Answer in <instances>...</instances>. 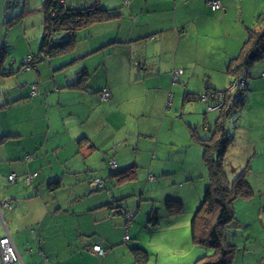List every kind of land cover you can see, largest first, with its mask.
I'll list each match as a JSON object with an SVG mask.
<instances>
[{"label":"crops","instance_id":"0c3cea01","mask_svg":"<svg viewBox=\"0 0 264 264\" xmlns=\"http://www.w3.org/2000/svg\"><path fill=\"white\" fill-rule=\"evenodd\" d=\"M219 1L221 9L212 12L207 0H61L62 6L76 9L98 3L120 16L81 29L71 51L25 73L21 66L38 51L44 35L43 4H33L29 11L37 15L38 29L32 31L24 24L7 29L6 23L14 25L22 16L11 19L0 12V71H5L0 73V237L10 235L20 259L16 264H138L132 248L151 253L140 238L132 239L134 221L149 219L155 210L157 224L148 220L153 226L161 220L171 227L180 216L187 222L183 195L161 201L158 218L160 202L147 190L159 186L171 192L182 185L177 176L187 184L208 173L204 145L221 124L219 112L208 113L204 102L185 101L184 95L226 90L230 62L239 57L249 34L263 32L264 0ZM16 30L27 51L10 58L19 41L11 38ZM248 57L253 60L255 53ZM254 65L246 80V101L254 91L264 92V73ZM84 75L87 81L75 87ZM33 84L38 95L30 98ZM104 89L110 99L102 103L98 95ZM244 109L241 119L230 115L223 123L233 139L221 158L227 176L233 179L234 172L248 168L245 178L254 192L249 200L235 201L234 222L225 230L236 246L232 264H245L254 250L264 260V201L255 200L264 197V186L253 187L248 179L251 157L230 159L238 144L233 129L240 130ZM111 159L118 173L132 169L131 181L117 183L110 177ZM198 167L195 177L191 168ZM35 173L32 181L26 180ZM11 174L16 176L13 184L7 179ZM150 177L154 182L149 183ZM97 179L105 189L95 186ZM168 201L181 202L186 216H168ZM141 202L147 208L137 216ZM114 207L133 214L128 227ZM94 245L106 251L103 258L93 253Z\"/></svg>","mask_w":264,"mask_h":264},{"label":"trees","instance_id":"16d2710c","mask_svg":"<svg viewBox=\"0 0 264 264\" xmlns=\"http://www.w3.org/2000/svg\"><path fill=\"white\" fill-rule=\"evenodd\" d=\"M60 1L61 0H42V8L44 12V35L37 53L31 57L30 62H26L21 66L22 71H31L35 68V65L39 64L40 62L61 56L62 54L71 51L76 42V34L81 29L89 27L93 24L106 23L117 19L120 16L117 10L103 9L98 5V3L90 7L76 9L62 6L60 5ZM212 1H218L220 3V8L216 10L213 9L211 5H209V3ZM128 2L125 1L126 4H128ZM207 6L212 12H216L221 9V2L219 0H207ZM262 26L263 32L249 34L247 41L243 45L241 54L239 57L232 60L228 66V74H230L232 77L230 85L233 83L234 79L244 77L243 79L245 80V88L237 98L233 96L229 100L226 99L224 106L220 111H214L219 112V120L221 121V124L216 126L213 136H211L208 142L206 141L207 144L204 145L205 155L203 159L208 171V186L201 204L193 215L189 227V233L191 241L194 245L203 247L205 249H211L212 254L209 256H202L196 261V264H232V260L236 253V246L230 239H228L225 230L234 222L233 204L237 200H249L254 196V192L245 178V172L248 168H246L243 172H239L238 174L232 171V173L234 172L235 176L233 179H229L222 159L225 157L224 155L227 148L233 142V139L225 134L224 119H228L227 116L229 117L230 115L235 116V120L238 118L241 119V113H243L245 110L244 94L246 91H248L246 80L250 75L249 69L257 60L264 56V22H262ZM61 34L66 37V42L63 44H55L53 37L55 35ZM251 53H255V58L253 60H250L248 57ZM27 67H29V70L26 69ZM85 81H87V76L84 75L81 77L79 84H77L75 87H81L82 83ZM177 81L178 80L176 78L174 83ZM34 88H36V90H34ZM55 89L57 90V87ZM103 91H107L109 93V97L107 99H103L101 97ZM227 91L228 88L222 91L208 89L206 90L205 94L200 96L186 92L184 95V100L189 102L194 100L203 102L201 97L206 96L207 101L204 103L206 104L207 111L208 106H212L216 102V93L220 92L226 94ZM37 95L38 87L36 84H33L31 85L29 96L30 98H33ZM171 97L172 96L170 95V101ZM98 99L102 103L108 101L110 99L109 90H102L98 95ZM242 117L245 118V115H242ZM112 162L115 161L111 159L108 162L109 169L112 171L110 177L112 179H116L117 183L131 181L130 175H128V173L132 172V169H128L127 172L124 171L118 173L116 169L114 170L111 168ZM33 175L36 176L37 174L35 173ZM33 175L27 174L26 180L32 181V179L35 177ZM10 176L14 177L12 182L9 181ZM7 179L9 183L13 184L15 182L16 176L11 174ZM97 180L103 183V188H97L99 190L105 189L104 182L100 179ZM148 181L149 183H152L154 182V178L150 177ZM115 203L116 202L113 201L110 205L114 206ZM113 210L115 214L117 213L118 215L124 216L127 222V227L132 223L134 219L133 214L122 212L116 207H114ZM165 212L168 216H179L184 213V208L182 203L179 201H168L165 204ZM149 219L157 224L155 210L150 214ZM125 236L123 237V240L126 243L129 241V236L127 235L128 240H125ZM94 246H99L103 250L105 256L106 251L100 245ZM131 252L133 253L134 260L138 264L148 263L150 256L147 252L136 247L132 248ZM93 253L98 258L104 257L98 256L95 252Z\"/></svg>","mask_w":264,"mask_h":264},{"label":"rangeland","instance_id":"374dc122","mask_svg":"<svg viewBox=\"0 0 264 264\" xmlns=\"http://www.w3.org/2000/svg\"><path fill=\"white\" fill-rule=\"evenodd\" d=\"M111 1L112 0H106L107 3H110ZM41 3V0H0V12L3 10L5 16H8V18L11 17V19L13 17L22 16L21 21L14 25H7L6 23L7 29L10 26L21 27L23 24L31 31L33 29L32 27H35L34 29H38L37 15L31 14L29 11L33 4L41 6ZM27 8L28 10L26 11ZM40 12L43 13V10H40ZM33 32L35 33V31ZM16 33L17 30L16 32H13L11 38L12 40L19 41L17 42V45L15 47H13L12 45L13 48H11V52L9 53L10 58L13 55L18 56L21 53L25 54L27 51L24 36L18 38L16 36ZM53 41L55 44L60 42V44H63L66 42V37L63 34L55 35L53 37ZM34 52L35 53L33 55L36 54L37 48L36 50H34ZM26 62L27 60L25 61V63ZM254 64V69L260 67L262 73H264V58L262 60H257ZM87 67L89 68V66ZM7 70L9 71L8 68ZM20 71L21 73L26 72L22 70ZM3 72L5 71H0V73ZM175 93L177 94L176 98H179V93L176 91ZM244 99L247 115H245V118L243 117L242 121L238 123L240 130L234 131L233 129V132H236L235 142H237L238 144L234 149L231 150L233 154L230 159L245 160L246 158L251 157L248 158L249 161L253 160L252 164L249 165L251 168V172L249 173L248 179L252 183L253 187H256V185L264 186V155L261 154V147H264V92L257 93L254 91L251 95L250 101H248L249 96L247 101L246 98ZM229 127L232 126L229 124ZM81 138L82 136H79L75 140L78 141ZM255 154L256 156H254ZM167 169L173 171V168L171 166H168ZM185 169L187 170V173H190V162L186 163ZM191 171L195 177H199L201 169H199V167L191 168ZM176 182L182 183V185H177L174 188H171V192L162 191L159 186L156 188V190H152L150 186H148L147 190L152 196H154L155 199L158 198V201L160 202L157 205L158 218L163 211V204L161 201L166 200L167 197L173 194L183 195L185 207L188 210V213H190L188 215V219L186 220L187 222H185V220L183 221L182 216H180L171 227H167L166 221L163 222L161 220L158 222V224L160 225L153 226L149 224V219L148 217H146L144 219L139 218L137 221H134V224L131 227V235L133 234L132 239L139 240L138 238H140L142 240V243L147 246V249H149L151 253L149 254L150 264H196V261L203 253L206 254L205 256H209L212 254L211 249H205L203 247L194 245L191 241L189 233L190 220L192 219V216L200 205L205 190L208 186V173L206 172L203 178H197V180H195L194 182H189L187 184L183 182V177L179 175L176 177ZM145 194H147V191H145ZM138 198L139 195L136 199L139 200ZM255 200H257L256 202H261L264 201V197L257 195ZM195 202L196 205L193 206ZM141 203V209L138 212L137 216L139 214L143 215L144 210H146L145 208H147V206H145L143 202ZM247 211L249 212L248 208ZM184 216L186 215L184 214L183 217ZM149 230H151L152 232L156 230V232L152 233L149 232ZM244 246L245 243L243 245V248ZM252 248L254 249L255 246L252 245ZM250 249L251 246L248 248V250ZM261 255L262 254L260 252L254 250L248 259H244V262L245 264H258V262L264 261L262 260V258H260Z\"/></svg>","mask_w":264,"mask_h":264},{"label":"built area","instance_id":"2783aa9c","mask_svg":"<svg viewBox=\"0 0 264 264\" xmlns=\"http://www.w3.org/2000/svg\"><path fill=\"white\" fill-rule=\"evenodd\" d=\"M125 1L128 2L129 0H125ZM209 5H211V7L215 10L220 8V3L218 1H212L209 3ZM30 61H31V57L27 59V62H30ZM28 68L29 67H27L26 69L29 70ZM180 73L181 71L175 73L174 80L177 78V76ZM243 78L241 77L239 79L238 78L234 79L233 83L228 87V91L226 94L217 92L215 95L216 102L214 103V105L208 106L207 111L208 112L220 111L223 108L226 99L229 100L233 96L237 98L245 88V80ZM34 90H36V88H34ZM101 97L103 99H107L109 97V93L107 91H103V94ZM201 99L203 102L207 101L206 96H202ZM111 166H112L111 167L112 169L114 170L116 169L115 162H112ZM13 180H14V177L10 176L9 181L12 182ZM95 186L101 189L103 188V183L97 180L95 181ZM5 207L10 208L8 204H5ZM125 240H128L127 235L125 236ZM93 252L97 253L98 256H101V257L104 256V252L99 246H94ZM19 260H20L19 255L15 248V245L10 235L8 234V232H6L4 236L0 237V264H16L17 262H19Z\"/></svg>","mask_w":264,"mask_h":264},{"label":"clouds","instance_id":"9594fccd","mask_svg":"<svg viewBox=\"0 0 264 264\" xmlns=\"http://www.w3.org/2000/svg\"><path fill=\"white\" fill-rule=\"evenodd\" d=\"M60 5H62V4H60Z\"/></svg>","mask_w":264,"mask_h":264}]
</instances>
